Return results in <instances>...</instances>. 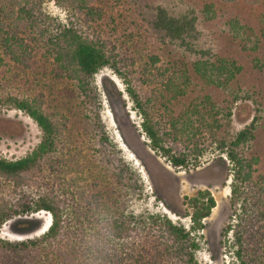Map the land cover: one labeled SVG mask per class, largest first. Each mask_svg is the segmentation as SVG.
I'll return each mask as SVG.
<instances>
[{
    "label": "trees",
    "instance_id": "obj_1",
    "mask_svg": "<svg viewBox=\"0 0 264 264\" xmlns=\"http://www.w3.org/2000/svg\"><path fill=\"white\" fill-rule=\"evenodd\" d=\"M44 1L0 0V107L24 113L41 131L39 144L26 157L0 158V228L40 212L51 218L39 237L0 239V264H198L199 243L193 234L205 229L216 206L208 190L183 198L191 210L188 228L164 215L127 213L119 207L141 186L102 121L95 77L103 69L123 80L149 148L172 169H196L209 150L229 161L233 224L227 225L224 237L231 234L228 247L234 264H264V149L259 150L257 138L264 107L253 93L232 88L242 67L206 45L210 39L199 28L208 15L214 17L213 6L204 5L202 17L190 8L177 14L162 4L147 5L144 20L162 45L160 51L167 49L170 58L164 62L151 54L149 62L135 70L131 49L118 41L115 31L103 32L106 1L54 0L65 13V23L45 11ZM253 1L264 7V0ZM108 18L114 25L113 17ZM230 27L245 48L256 50L260 39L250 37V27L237 23ZM13 69L29 76L9 79ZM37 75L69 83L68 116L52 106L59 94L50 102ZM239 100L252 101L255 116L232 137V107ZM65 150L68 159L61 158ZM86 164L105 175L111 171L109 179L123 196L106 200L87 191L77 199L75 192L56 189L48 181L62 177L67 168L82 170Z\"/></svg>",
    "mask_w": 264,
    "mask_h": 264
},
{
    "label": "rangeland",
    "instance_id": "obj_2",
    "mask_svg": "<svg viewBox=\"0 0 264 264\" xmlns=\"http://www.w3.org/2000/svg\"><path fill=\"white\" fill-rule=\"evenodd\" d=\"M103 0H99L101 2ZM106 1L104 34L115 31L118 41L125 43V48L131 49L136 60L135 70H139L144 63H148V56L157 54L166 62L170 56L160 51L162 45L151 34L144 13L147 5L151 7L162 4L175 9L177 14L190 8L202 16L204 5L213 6L214 17L208 15L207 21H202L200 31L210 39L206 45L214 46L213 51L224 58L234 60L243 69L232 83L233 89H244L253 93L254 98L264 107V7L261 2L253 0H235L224 2L220 0H120L112 4ZM43 7L52 17L65 23L66 17L63 9L58 7L54 0H45ZM143 14L140 17V14ZM109 16L115 20L110 24ZM146 16V15H145ZM200 16V17H201ZM204 17V16H202ZM201 17V18H202ZM148 18V17H147ZM237 23L252 29L250 37L260 39L256 50L245 48V44L232 32L230 24ZM107 24V27L105 25ZM129 32L138 39L139 44L128 40ZM121 37H125L122 39ZM237 37V38H236ZM130 42V43H129ZM19 69H13L9 79H22L27 77ZM40 87L43 88L47 99L53 102L52 106L61 114L68 116L69 102L67 89L72 87L67 81H56L48 75H37ZM34 80V79H32ZM139 83V82H138ZM4 84V83H3ZM5 85V84H4ZM95 86L100 97L102 121L106 132L116 146L119 157L135 172L140 182L141 191L132 193L120 201L119 207L127 213L160 214L174 223L188 228L190 225L188 213L190 209L183 203L184 197H192L198 191L208 190L215 200L216 206L209 218L205 220V229L193 234L199 243L196 253L198 264H234L233 256L229 250L231 234L224 237V230L231 222V209L229 204L230 183L232 181L231 164L219 153L209 150L200 159L198 167L189 172L176 171L164 159L157 156L148 146L147 139L141 130V118L133 110V105L125 92L123 80L108 69H103L95 77ZM9 89V87H8ZM62 95H65L63 98ZM61 98V99H60ZM63 98V99H62ZM187 101L183 100L182 104ZM252 101L239 100L232 107L230 135L236 134L247 127L255 116ZM72 126V123H71ZM257 134L259 150L264 149V123ZM71 131V128H70ZM41 131L36 124L24 113L7 107H0V158L16 161L29 155L39 144ZM82 150V149H81ZM83 154L86 152L82 150ZM66 150L61 158L68 159ZM87 164L78 168H67L62 177L48 178L55 183L59 190L75 192L78 199L80 192L90 191L107 197L118 198L119 193L109 174L103 170ZM72 169V170H71ZM62 170V169H61ZM65 170V168H63ZM118 195V196H117ZM107 196V197H106ZM123 196V195H122ZM112 204H110L111 206ZM114 208V205L111 206ZM50 215L45 212L25 215L5 223L0 228V239L10 242L25 241L41 236L50 226Z\"/></svg>",
    "mask_w": 264,
    "mask_h": 264
}]
</instances>
